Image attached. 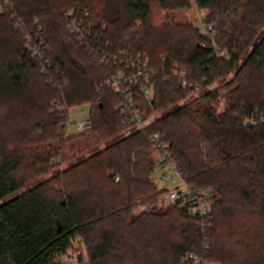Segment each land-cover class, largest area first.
Returning <instances> with one entry per match:
<instances>
[{
    "label": "trees",
    "instance_id": "1",
    "mask_svg": "<svg viewBox=\"0 0 264 264\" xmlns=\"http://www.w3.org/2000/svg\"><path fill=\"white\" fill-rule=\"evenodd\" d=\"M192 3L200 24L155 16ZM121 53L148 60L150 99L146 77L132 106L108 86L135 72ZM82 105L92 127L67 137ZM257 113L264 0H0V264H264V125H243ZM154 135L213 195L207 226L161 204Z\"/></svg>",
    "mask_w": 264,
    "mask_h": 264
},
{
    "label": "built area",
    "instance_id": "2",
    "mask_svg": "<svg viewBox=\"0 0 264 264\" xmlns=\"http://www.w3.org/2000/svg\"><path fill=\"white\" fill-rule=\"evenodd\" d=\"M67 17L71 19L69 30L72 33H76V35L80 38H84L81 36V23L73 18V13L71 11L67 13ZM208 30H213V27L209 26ZM41 49H44L43 43H41ZM121 55L126 56L130 62H133V67H136L135 72L118 74L108 82V86L111 87L116 93L121 94L129 102L130 106H132L131 86L146 77L148 86L145 88L144 94L147 99H150L152 95L151 81L154 79V77H152L153 75H145V70L149 65L148 60L143 57L133 58L129 55L127 56L125 53H121ZM186 84L187 83L184 81L183 86L186 87ZM135 116L137 129H142L144 126H146L147 121L142 120L139 117L137 111L135 112ZM133 122H135V120ZM243 125L244 127L251 128H259L263 126L264 113H257L255 116L246 118ZM91 127L92 124L89 120L78 124V129L82 132L89 130ZM151 141L154 146V151L159 154L156 164L159 165L163 170V173L159 179V183L166 186L170 184L172 187V189L165 188L166 193L163 197V204L166 206H171L180 203L182 206H184V209L190 218L198 221L202 226H207L213 219V195L207 190L194 188L185 181L178 164L166 151L167 147L160 142L158 135H154L151 138ZM80 254L81 252L77 250L69 251L59 256L58 262L60 264H80ZM189 259L195 264H201V260L193 254L189 255Z\"/></svg>",
    "mask_w": 264,
    "mask_h": 264
},
{
    "label": "rangeland",
    "instance_id": "3",
    "mask_svg": "<svg viewBox=\"0 0 264 264\" xmlns=\"http://www.w3.org/2000/svg\"><path fill=\"white\" fill-rule=\"evenodd\" d=\"M154 12H155V16L157 19H159L160 16L167 14L172 18V21L176 24H187V23L200 24L202 17L206 16V13L201 12L195 3H192V5L189 9H180V10L177 9V10H173V11H169V12H165V13L160 7L155 6ZM203 27L205 30L207 29V27H205V26H203ZM205 30H203V31H205ZM222 84L223 83L218 82L215 86L220 87ZM224 105H225L224 102H222L221 106H224ZM90 113H91V106L90 105H82V106H76V107L70 108V110H69V124H68L67 129H66V136L71 137V136L77 135L80 132H82L78 129V124L88 121L90 119ZM152 158L155 162H157V160L159 158V154L156 151H153ZM68 166H69V164L66 163L60 167V170L61 171L65 170ZM162 173H163L162 168L159 165H157L155 167L154 175L157 179V183H158L159 187L162 189H165V188L166 189H172L170 184H168L166 186V185H162L159 183V179H160V176L162 175ZM163 197L161 200V204H163ZM143 209H144V207L142 206V207L138 208L137 212H140ZM79 252H81V250Z\"/></svg>",
    "mask_w": 264,
    "mask_h": 264
}]
</instances>
